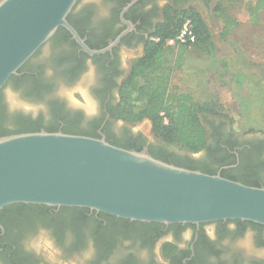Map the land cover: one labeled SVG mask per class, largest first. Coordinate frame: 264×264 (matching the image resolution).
Returning a JSON list of instances; mask_svg holds the SVG:
<instances>
[{"label":"flooded vegetation","instance_id":"af4514ba","mask_svg":"<svg viewBox=\"0 0 264 264\" xmlns=\"http://www.w3.org/2000/svg\"><path fill=\"white\" fill-rule=\"evenodd\" d=\"M132 1L78 0L68 19L96 49L109 46L129 31L110 50L90 55L66 28L59 27L13 75L18 76L16 81H7L0 112L9 120L31 116L11 99L15 93L23 101L46 107L49 118L46 120L44 114V123L51 120L52 108L57 109L61 115L57 131L69 129L68 133L104 137L121 147L132 142V149L142 146L156 154L155 148L162 142L134 127L136 123L113 115L120 86L130 75L133 61L144 55L167 9H205L218 0H137L124 12L125 19L133 24L130 28L122 20V12ZM76 87L87 90L96 104L95 111L71 99L67 91ZM204 120L209 147L189 153L167 145L170 152L183 158L180 161L172 156L168 161L185 166L183 162L189 157L193 162L188 165L194 169L221 174L231 169L238 181H243L239 174L248 170L256 183L264 186V135L260 131L236 132L230 121L219 115L206 114ZM46 127L43 124L40 130ZM150 131L153 134V124ZM222 160L225 163L221 164ZM40 226L50 229L65 260L78 256L91 241L95 251L89 264H264L261 223L241 219L149 222L84 207L34 203H13L0 210V264H45L41 256L23 246L24 238ZM246 236L252 242L247 248L242 246Z\"/></svg>","mask_w":264,"mask_h":264},{"label":"water","instance_id":"95a60500","mask_svg":"<svg viewBox=\"0 0 264 264\" xmlns=\"http://www.w3.org/2000/svg\"><path fill=\"white\" fill-rule=\"evenodd\" d=\"M77 1L0 0V91L59 27L90 55L110 50L129 31L107 47L92 48L68 19ZM136 1L122 12L130 28L124 12ZM13 203L84 207L149 222L241 219L264 225V186L176 165L147 148L63 131L0 136V210Z\"/></svg>","mask_w":264,"mask_h":264},{"label":"trees","instance_id":"16d2710c","mask_svg":"<svg viewBox=\"0 0 264 264\" xmlns=\"http://www.w3.org/2000/svg\"><path fill=\"white\" fill-rule=\"evenodd\" d=\"M187 18H191L194 23L197 41L192 45L175 44L178 47L177 64H180L184 51L190 48L197 47L207 53L213 51L212 32L200 11L194 7L175 11L167 9L165 19L157 25L153 33V37H159L160 40L151 39L145 47L144 55L133 61L131 73L120 86L119 101L113 110V115L118 119L132 123L150 119L154 134L162 142L155 148L156 154H151L165 161H168L167 158L172 156L180 161L183 160L180 158L181 155L170 152L166 148L167 145L178 147L180 150L189 153H198L207 149L209 147V131L205 124V115L212 114L225 117L219 112L212 109L208 110L205 106L198 104L188 93H174L170 90V73L168 72L170 68L165 65L167 62L165 55L175 45L167 44V40L177 35ZM228 25L227 22L225 31ZM80 34L82 35L81 32ZM87 43L92 48L97 47L90 41ZM17 78L18 76H12L8 83L16 81ZM4 87L0 91V97ZM60 116V112L52 108L51 120L44 123L42 114L36 118L21 115L9 120L6 115L0 112V136L40 131L43 124L47 125V131H57L59 125L57 119ZM70 126L72 125L70 124ZM63 132L68 133L70 130L65 129ZM134 146V143L129 142L124 148L132 149ZM134 149L142 150V146H136ZM192 162V159L186 157L185 162H183L185 163L184 167L194 169L188 165ZM223 163L225 161L222 160L221 164ZM222 175L234 180L239 179L231 169H224ZM239 176L243 180L241 182L259 186L250 171H242Z\"/></svg>","mask_w":264,"mask_h":264},{"label":"rangeland","instance_id":"374dc122","mask_svg":"<svg viewBox=\"0 0 264 264\" xmlns=\"http://www.w3.org/2000/svg\"><path fill=\"white\" fill-rule=\"evenodd\" d=\"M239 4L243 7L244 0ZM196 9L208 23L216 44L210 53L197 47L184 51L179 65L176 60L178 47L175 45L166 52L165 65L170 68L168 71L170 90L174 93H188L206 109L223 114L236 132L245 133L253 130L264 135V11L262 28L259 27V20H253L252 23L248 22L245 28L242 26L230 36L223 32L220 34L221 26L226 27L228 22L230 13L228 7H224L226 15L222 14V21L217 18V14L210 6ZM242 17L241 20H244ZM233 41L245 43L246 49L240 50L244 52L243 54L230 47L228 43ZM218 43H222V53L234 57L233 61H222L221 56L217 54L213 58L212 53L217 52ZM204 57L208 59L203 61ZM8 91H11L10 87ZM77 92L81 95L76 96ZM67 93L76 104L84 106L88 111L96 110L93 98L83 87L69 89ZM11 94L13 95L11 99L14 102L18 101L17 107L26 113L34 117L45 114V119L49 118V114L45 113V106L30 104L15 93ZM133 126L142 128L151 138L161 142L154 132L151 133L152 123L149 120H142ZM174 148L180 150L178 147Z\"/></svg>","mask_w":264,"mask_h":264},{"label":"crops","instance_id":"0c3cea01","mask_svg":"<svg viewBox=\"0 0 264 264\" xmlns=\"http://www.w3.org/2000/svg\"><path fill=\"white\" fill-rule=\"evenodd\" d=\"M225 1L226 2H224V0H218L212 6V9H214V11H215L214 13L217 14V18L220 21H222V18H223L222 14L226 15L224 7L226 6L230 9L229 18H228L229 25H228L226 31H225L226 27H223V25H222L221 26L222 30H220V34L223 32V33H227L228 35L231 36V35L235 34L240 28H242V26H244V28H245L246 25H248L249 23H252L253 20H259V23H258L259 27L262 28L261 23H262V11H264V0H244V2L246 4V5L244 4V6H243L244 8L241 7L239 4L241 0H225ZM222 3L224 6H222ZM241 16L244 17V18L242 17V19H244V20H241ZM254 17H256V19H253ZM204 20H205V18H204ZM241 21H242V23H241ZM207 25H208V23H207ZM212 37H214V36H212ZM213 42L215 45L216 43L214 40H213ZM228 44L230 45V47H233L236 50H239L238 51L239 53H242L240 50L246 49L244 42L240 43L237 41H233V43H228ZM222 49H223L222 43H218L217 44V52L212 53L213 58H214V56L216 57V54H217L218 56H221L222 61H233L234 57L222 53ZM238 52H237V54H235L236 56L238 55ZM207 59H208L207 57H204L203 61H205ZM212 60H214V59H212ZM196 76H199V75H196Z\"/></svg>","mask_w":264,"mask_h":264},{"label":"clouds","instance_id":"9594fccd","mask_svg":"<svg viewBox=\"0 0 264 264\" xmlns=\"http://www.w3.org/2000/svg\"><path fill=\"white\" fill-rule=\"evenodd\" d=\"M251 243L250 236H246L242 246L247 248L251 246ZM23 246L26 251L41 256L45 264H89L95 251L94 245L90 241L78 256L71 260H65L63 259V251L56 245L50 229L44 226L38 227L34 233L27 235L24 238Z\"/></svg>","mask_w":264,"mask_h":264},{"label":"built area","instance_id":"2783aa9c","mask_svg":"<svg viewBox=\"0 0 264 264\" xmlns=\"http://www.w3.org/2000/svg\"><path fill=\"white\" fill-rule=\"evenodd\" d=\"M155 41H159V37H153L152 38ZM197 41V33L195 31V26L191 18H187L179 32L174 38H170L167 40V44L169 45H175V44H188L192 45ZM167 122V119H166Z\"/></svg>","mask_w":264,"mask_h":264}]
</instances>
